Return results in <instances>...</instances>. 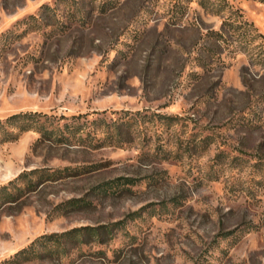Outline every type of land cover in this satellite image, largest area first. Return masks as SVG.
<instances>
[{
  "label": "rangeland",
  "instance_id": "obj_1",
  "mask_svg": "<svg viewBox=\"0 0 264 264\" xmlns=\"http://www.w3.org/2000/svg\"><path fill=\"white\" fill-rule=\"evenodd\" d=\"M20 114L0 264H264V0H0Z\"/></svg>",
  "mask_w": 264,
  "mask_h": 264
},
{
  "label": "trees",
  "instance_id": "obj_2",
  "mask_svg": "<svg viewBox=\"0 0 264 264\" xmlns=\"http://www.w3.org/2000/svg\"><path fill=\"white\" fill-rule=\"evenodd\" d=\"M247 26H249V25H247ZM22 116H24V115H13V116H11V117H9L5 122H2L1 120H0V130H4L5 132L4 133H6V134H8V136L9 135H12L10 132H8L7 130H5V127H7V126H12V125H16V124H21L20 122H19V118H21ZM26 123V126L25 127H30V126H35V125H38V126H36V127H38V128H40L41 127V122H39V121H31V122H25ZM62 135L63 134H61L60 136H57V139H62L61 137H62Z\"/></svg>",
  "mask_w": 264,
  "mask_h": 264
}]
</instances>
